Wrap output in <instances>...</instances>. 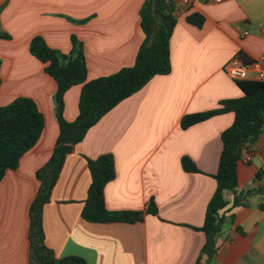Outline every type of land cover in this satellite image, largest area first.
Segmentation results:
<instances>
[{
  "label": "crops",
  "instance_id": "crops-1",
  "mask_svg": "<svg viewBox=\"0 0 264 264\" xmlns=\"http://www.w3.org/2000/svg\"><path fill=\"white\" fill-rule=\"evenodd\" d=\"M145 0H0V105L19 96L35 99L45 116L39 142L0 181V264H29V209L40 181L37 170L50 158L59 125L57 83L30 52L41 36L62 62L82 45L88 79L134 64L144 40L140 10ZM177 24L170 40L172 69L155 75L91 127L65 161L43 209L46 244L57 256L76 255L86 264H196L206 242L207 206L216 190L223 130L232 112L188 128L184 115L214 109L220 101L244 95L225 71L242 52L247 60L264 55V0H172ZM205 16L202 27L187 15ZM249 31L248 35L244 32ZM81 85L65 94L67 120L79 112ZM111 153L116 176L105 187L112 211H140L134 222L88 221L82 216L91 184L87 158ZM190 157L199 172L183 167ZM248 157V158H246ZM238 192H251L244 204L227 205L217 236L213 264H264V129L238 162ZM151 201L158 214L148 208Z\"/></svg>",
  "mask_w": 264,
  "mask_h": 264
},
{
  "label": "trees",
  "instance_id": "trees-1",
  "mask_svg": "<svg viewBox=\"0 0 264 264\" xmlns=\"http://www.w3.org/2000/svg\"><path fill=\"white\" fill-rule=\"evenodd\" d=\"M140 16L144 40L134 64L90 80L84 50L75 37L73 44L77 51L66 62H62L58 51L41 36L33 37L30 42V52L44 64L45 72L57 83L54 103L59 135L50 158L36 172L40 187L29 209V264H86L84 258L76 255L59 257L46 244L43 209L51 200L67 156L84 140L88 130L155 75L171 71L170 40L177 24L175 3L172 0H145ZM186 19L198 27L205 22V16L200 12L190 13ZM238 56L244 62L250 61L242 52ZM1 66L0 59V74ZM237 83L244 92L243 96L224 99L214 109L186 114L181 120V126L186 129L219 114H234L233 123L221 134L223 146L218 170L213 175L217 187L207 206L204 225L200 228L206 234V242L196 264H213L217 255V236L223 223L220 212L227 205L225 191L234 193V205L244 204L252 192L237 191V168L243 151L251 150L264 129V80L247 79ZM75 85H81L79 112L74 120L69 121L64 116L65 94ZM44 129L45 116L35 99L19 96L6 105H0V181L9 170L18 168L21 158L39 142ZM87 163L91 184L82 216L94 222L141 220L143 213L140 211H112L106 205L105 187L116 176L114 156L108 153L95 159L87 158ZM182 163L185 170L199 172L190 157L184 156ZM262 175L264 172L257 177ZM148 210L158 214L154 201L150 202Z\"/></svg>",
  "mask_w": 264,
  "mask_h": 264
},
{
  "label": "built area",
  "instance_id": "built-area-1",
  "mask_svg": "<svg viewBox=\"0 0 264 264\" xmlns=\"http://www.w3.org/2000/svg\"><path fill=\"white\" fill-rule=\"evenodd\" d=\"M190 1L185 0V3H190ZM210 1L220 2L221 0ZM244 34L248 35L249 31H245ZM262 34L264 36V27ZM225 71L236 81L247 79L264 80V55L249 62H244L239 57H236L225 65Z\"/></svg>",
  "mask_w": 264,
  "mask_h": 264
},
{
  "label": "rangeland",
  "instance_id": "rangeland-1",
  "mask_svg": "<svg viewBox=\"0 0 264 264\" xmlns=\"http://www.w3.org/2000/svg\"><path fill=\"white\" fill-rule=\"evenodd\" d=\"M4 35V36H0V39L2 38V39H11L12 38V36L9 34V33H0V35ZM54 99V98H53ZM51 198H52V196H51Z\"/></svg>",
  "mask_w": 264,
  "mask_h": 264
}]
</instances>
